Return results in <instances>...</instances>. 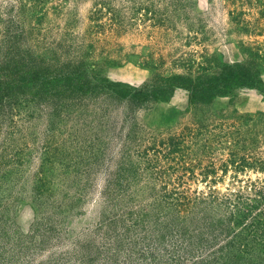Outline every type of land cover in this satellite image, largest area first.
<instances>
[{"label": "rangeland", "instance_id": "rangeland-1", "mask_svg": "<svg viewBox=\"0 0 264 264\" xmlns=\"http://www.w3.org/2000/svg\"><path fill=\"white\" fill-rule=\"evenodd\" d=\"M234 63L264 0H0V264H264V91L152 94Z\"/></svg>", "mask_w": 264, "mask_h": 264}, {"label": "trees", "instance_id": "trees-1", "mask_svg": "<svg viewBox=\"0 0 264 264\" xmlns=\"http://www.w3.org/2000/svg\"><path fill=\"white\" fill-rule=\"evenodd\" d=\"M246 65L244 63H234L227 64L223 67L221 73L217 76H199L197 78H181V82H177L176 78H165L164 86L158 84L153 86V95L161 94L165 89L173 90L175 85H181L188 92V98L191 104L193 103H208L211 100L221 94L227 93L232 89L240 86H255L257 89L264 91V86L261 81V77L258 73L250 74L246 70ZM148 88L147 83L143 84L137 91H142L144 88ZM158 92V93H157ZM248 121H251V126L246 128H239L237 125L234 127L233 131H229V135L233 137V143H246L245 136H251L250 140L253 141L259 132V130L254 129L255 126H264V119L259 117L257 118H248ZM242 125V123L240 124ZM233 126V125H232ZM263 131V127H262ZM264 133V131H263ZM250 141V142H251ZM241 145V148H244L245 145ZM231 162H237L238 167H241L246 163L244 157L237 156L236 153L231 152ZM213 170V169H212Z\"/></svg>", "mask_w": 264, "mask_h": 264}]
</instances>
